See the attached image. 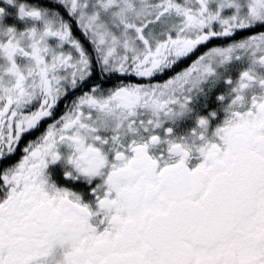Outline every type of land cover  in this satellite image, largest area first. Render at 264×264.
I'll use <instances>...</instances> for the list:
<instances>
[{
	"label": "snow or ice",
	"instance_id": "obj_1",
	"mask_svg": "<svg viewBox=\"0 0 264 264\" xmlns=\"http://www.w3.org/2000/svg\"><path fill=\"white\" fill-rule=\"evenodd\" d=\"M53 3L0 22V264H264V0Z\"/></svg>",
	"mask_w": 264,
	"mask_h": 264
},
{
	"label": "flooded vegetation",
	"instance_id": "obj_2",
	"mask_svg": "<svg viewBox=\"0 0 264 264\" xmlns=\"http://www.w3.org/2000/svg\"><path fill=\"white\" fill-rule=\"evenodd\" d=\"M20 2H21V0H15V3L10 4V3H7V0H0V7L4 8L5 9V13H6L7 9H9V8L11 9V7H13V6L17 7V5ZM27 3L41 5V4H45V3H53V0H27ZM231 13H232V11H228L227 10V11H224L223 14L224 15H230ZM26 19L28 21H32L29 18H26ZM7 20L9 22H11V23H14V21H17L19 23L21 22V19L18 16L8 17ZM50 43H54V41H50ZM213 43H220V41H214ZM65 47H67V45H65ZM199 51H203V49H200ZM192 58L193 57L190 56V57H188L186 59L181 60L180 62H178V64L175 66V68L173 70L170 71V70L166 69L163 73H158L153 78L157 79L159 81H162L163 79L167 78V76L174 74V72L176 70H179L180 68L184 67L187 63L190 62V60ZM18 59L21 60V62L23 61V58H18ZM237 66H238V64H234V65H232V68L235 69ZM232 74H233V76H235V74H236L235 71H232ZM201 88H202V91H199V92L195 93V97L197 99V104L202 103L204 101V97L207 96L210 92H211V95L214 96L215 93L225 90L224 85H223L222 82L219 83L218 81H214V80H211V79L208 80L207 82H205L201 86ZM252 91H259V89H253ZM70 100H71V97H69V102H70ZM63 106H64V101H61L60 105H59V107L57 109V114L60 113V111L63 109ZM212 106H215V105H212ZM224 116H225V113L222 110H218V115H217L216 119L213 121V125H215L217 123H220L223 120ZM210 132H211V129H210ZM35 134L36 133H34L32 137H25V141L27 139L34 138ZM23 143H24V141L21 142V145H20L21 148L23 147ZM19 155H20V152L18 150V152L16 154V157H18ZM16 157H13V159H15Z\"/></svg>",
	"mask_w": 264,
	"mask_h": 264
},
{
	"label": "rangeland",
	"instance_id": "obj_3",
	"mask_svg": "<svg viewBox=\"0 0 264 264\" xmlns=\"http://www.w3.org/2000/svg\"><path fill=\"white\" fill-rule=\"evenodd\" d=\"M211 7L212 8H215V4L213 3L211 5ZM227 10L228 11H233V9H231V8H227L224 11H227ZM16 14H17V7L16 6H13V7H11V9L10 8L7 9V12L3 14L2 21H0V22H2L3 24H6V25H15L18 29L24 28L26 24L33 23V21H28L26 18L23 19V20H21L20 23L17 22V21H14V23H11V22H9L7 20L8 17H15V16H17ZM49 15H51V12H49ZM36 23L39 24L40 22L39 21H36Z\"/></svg>",
	"mask_w": 264,
	"mask_h": 264
},
{
	"label": "trees",
	"instance_id": "obj_4",
	"mask_svg": "<svg viewBox=\"0 0 264 264\" xmlns=\"http://www.w3.org/2000/svg\"><path fill=\"white\" fill-rule=\"evenodd\" d=\"M41 6L47 7L49 9H51V8H57V9L63 11L62 6H60L58 4H54V3H45V4H41Z\"/></svg>",
	"mask_w": 264,
	"mask_h": 264
}]
</instances>
